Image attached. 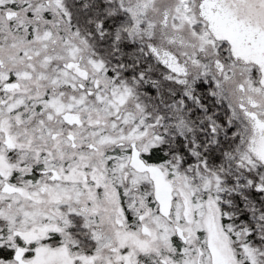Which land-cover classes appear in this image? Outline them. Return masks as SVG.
Masks as SVG:
<instances>
[{
  "label": "snow or ice",
  "instance_id": "snow-or-ice-1",
  "mask_svg": "<svg viewBox=\"0 0 264 264\" xmlns=\"http://www.w3.org/2000/svg\"><path fill=\"white\" fill-rule=\"evenodd\" d=\"M0 264H264V0H0Z\"/></svg>",
  "mask_w": 264,
  "mask_h": 264
}]
</instances>
